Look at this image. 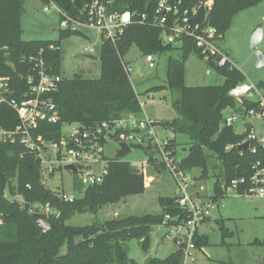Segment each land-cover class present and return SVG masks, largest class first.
Here are the masks:
<instances>
[{
  "label": "trees",
  "instance_id": "1",
  "mask_svg": "<svg viewBox=\"0 0 264 264\" xmlns=\"http://www.w3.org/2000/svg\"><path fill=\"white\" fill-rule=\"evenodd\" d=\"M39 1L51 3L66 15L77 18L92 0ZM158 1L114 0L113 9L133 13L135 21L124 30L115 45L106 41L101 43L98 78H61L57 91L51 95L59 110V121L41 127L40 133L47 139L58 140L63 125L76 123L95 126L119 120L126 115L138 117L141 114L138 96L168 90L175 95L171 106L177 117L154 125L173 135L188 137L187 153L178 161L179 167L182 170L185 167L200 170L199 180L211 179L210 198L213 202H219L224 197L222 186H227L231 180L243 178L245 183L238 190L244 192L251 186L249 179L254 173L253 167L258 164L259 169H264V149L256 147L254 153L248 148L238 149L250 127L246 126L244 132L237 134L232 127L224 124L227 111L243 114L256 108L257 104L245 98L236 101L228 96L231 88L244 83L243 73L228 60L220 66L212 59L205 62L222 78L220 84L196 87L184 84L185 59L190 54L200 57L193 43L185 40L179 47L165 45L161 41L159 29L137 22L136 15H150ZM169 1H182L184 6L191 7L207 0ZM211 1L213 8L209 22L223 35L236 13L257 5L261 0ZM23 6L24 0H0V75L10 78L15 96L27 90V75L37 76L36 64L39 61L45 64L47 73L60 76L58 42L21 40ZM60 32L67 36L79 33ZM133 46L142 56L170 53L165 67V84L139 94L135 92L122 61ZM17 124L15 111L7 105H0V128L12 130ZM120 132L117 131L116 136ZM175 147V141L169 140L167 149L175 151ZM141 148L149 156L148 162L152 163L153 155L144 147ZM104 158L108 162L103 183L86 188L78 185L75 189L82 193V197L65 202L57 192L41 184L39 162L27 154L23 146L18 143H0V264H137L128 258L123 247L125 241L139 240L143 250L147 251L152 227L177 225L186 218L185 212L175 205V197H162L159 198L162 207L159 215L126 217L120 222L114 220L106 223V228L98 224L83 227L67 225L66 221L73 213L95 212L102 205L114 204L126 196L143 192L144 180L136 166L115 158ZM210 169L216 172L210 173ZM5 191L9 197L20 196L23 205L5 197ZM34 204L48 205L58 213V216L48 217L54 225L43 236L30 217L29 208ZM165 215L178 216V219L165 222ZM221 229L224 236L230 235ZM193 242L196 248L204 247L207 237L196 233ZM253 244L264 248V241L255 240ZM64 246L66 251L62 254L61 248ZM181 261L182 247L177 246L166 258H148L146 264H180Z\"/></svg>",
  "mask_w": 264,
  "mask_h": 264
},
{
  "label": "rangeland",
  "instance_id": "2",
  "mask_svg": "<svg viewBox=\"0 0 264 264\" xmlns=\"http://www.w3.org/2000/svg\"><path fill=\"white\" fill-rule=\"evenodd\" d=\"M24 13L20 20L21 40L56 41L60 49L59 74L62 79L81 77L84 79H96L100 75V46L101 39L94 29H86L82 33L62 35L59 26L60 16L53 4H45L39 0H24ZM262 25V40L258 49L264 53V0L257 5L236 13L231 21L229 29L223 34L217 45L219 50L227 57L228 61L239 69L244 75V83L252 84L256 90L251 100L258 95L264 98V66L254 67L255 55L249 48V38L253 29ZM85 48L93 49L92 53L84 51ZM170 53L155 56L156 67L148 70L143 57L136 47H131L123 56V63L128 64L134 71L131 84L136 93H142L151 87L165 84V67ZM137 69L141 70L140 75ZM205 82H201L202 75ZM183 81L186 86L218 85L222 78L210 69L199 56L190 54L184 62ZM175 95L168 90L149 92L138 96L141 106L140 118L159 123L171 121L177 116L171 103ZM228 114L225 113V116ZM251 129L257 136H264V126L261 121L252 119ZM247 121L234 122L232 129L241 134ZM157 139L167 141L173 139L176 143L174 158L180 161L187 153L189 139L185 135H173L168 130L156 125ZM117 141L107 140L103 145V155L108 159L115 157ZM158 157H153L152 163L148 162L149 156L141 147H132L130 152L122 159L133 166L140 168L144 189L141 194L126 196L117 203L100 206L95 212L73 213L66 221L67 225L83 227L98 224L106 228V223L114 221L117 216L132 217L142 215H159L162 207L159 198L174 197L176 184L164 168H158L155 164ZM214 165L213 162H211ZM178 168L179 164H178ZM94 172L97 167H92ZM210 169V173H215ZM201 171L191 170L190 180L195 187L202 185L203 194L209 195L212 187L211 179L199 180ZM41 174V173H40ZM42 184L46 189L57 193L73 196L75 200L82 197V193L75 188L79 184V178L59 168L57 172L41 174ZM7 198L15 201L13 197ZM22 206L23 201L18 199ZM43 206V205H42ZM31 213H39L48 219V213L37 204L29 208ZM223 230L230 233L223 235ZM198 234L207 237V245L201 248L194 247V264H263L264 248L255 246V240L264 241V198L254 195L249 197H237L233 194L224 196L214 207L210 219L200 225ZM147 251L142 248V243L136 239H130L123 243V247L129 259L137 264H146L148 258L164 259L177 248L174 231L167 226H154L149 236ZM65 246L61 253H65Z\"/></svg>",
  "mask_w": 264,
  "mask_h": 264
},
{
  "label": "built area",
  "instance_id": "3",
  "mask_svg": "<svg viewBox=\"0 0 264 264\" xmlns=\"http://www.w3.org/2000/svg\"><path fill=\"white\" fill-rule=\"evenodd\" d=\"M113 3L114 0H92L77 18L70 17L54 7L59 13V26L62 30L82 33L86 29H94L101 42L106 41L115 45L124 30L135 20L134 14L129 11L114 10ZM212 8L211 0L199 1L191 7L184 6L182 1L159 0L150 15L141 14L136 17L140 25L159 29L163 44L179 47L185 40H189L205 62L212 59L220 66L228 59L217 45L223 35L218 33L209 22ZM84 51L92 53L93 49L85 48ZM155 56L157 55L142 56L148 70L156 67ZM123 64L131 82L134 71L128 64ZM36 69L37 76L27 75L25 77L27 90L17 96L14 95L10 78L0 75V105L9 106L18 117V124L14 129L0 128V143H18L23 146L27 154L38 160L39 170L43 176L45 172L52 174L59 168L74 166V175L79 178V184L83 188L103 183L107 175L108 162L103 155V145L107 140H116L117 150L120 143L126 144L130 150L132 147L150 146L153 151H156L153 157H158L155 161L158 168H164L172 175L176 184L175 205L186 214V218L181 220L180 224L169 226L175 233L177 245L182 247L180 264H194L195 258L192 252L194 237L200 225L209 219L212 209L218 202H213L210 196H203V186L195 187L194 182L190 180L191 175L186 177L183 170L178 168L174 151L167 149V141L157 139L156 126L147 118L126 115L119 120L103 122L95 126H83L76 123L63 125L58 140L47 139L40 133V129L59 121V110L52 101L51 95L57 91L61 77L47 73L42 61L36 64ZM137 70H139L137 74L140 75L141 70ZM208 74L207 71L204 76ZM255 90L254 85L242 83L231 88L228 96L236 101L242 98L251 100ZM252 101L257 104L256 108H251L243 114L231 111L224 116V124L232 127L234 122L246 120L244 131L246 126L250 127V131L241 144L247 143V148L254 153L256 147L264 149V136H257L251 129L252 124L248 121L257 119L264 126V98L258 95ZM117 131L121 132L116 136ZM257 166L258 164L253 167L254 173L249 179L251 186L248 190L239 192L238 187L243 185L245 180L234 179L227 186H222L224 196L227 194L237 197L254 195L264 198V169H259ZM92 167H97L98 171L94 172L91 170ZM137 168L140 170L139 167ZM41 184L45 183L41 181ZM7 195L5 191L4 196L7 197ZM58 196L65 202L75 200L73 196L63 193H58ZM13 199L17 202L18 199L22 200L18 195L13 196ZM37 205L45 209L48 217L58 216V213L48 205ZM177 219L178 216H164L165 222Z\"/></svg>",
  "mask_w": 264,
  "mask_h": 264
},
{
  "label": "water",
  "instance_id": "4",
  "mask_svg": "<svg viewBox=\"0 0 264 264\" xmlns=\"http://www.w3.org/2000/svg\"><path fill=\"white\" fill-rule=\"evenodd\" d=\"M261 40H262V25H257L251 32L249 38V48L255 55L254 67L256 69L264 66V53L258 49V45L261 42ZM137 73H139V70H137ZM201 82L202 83L205 82L204 75H202ZM246 148H247V143H243L238 147L239 150H244ZM145 150L153 156L156 155V151H153L150 146H147ZM129 152H130L129 147L124 143H120L119 149L116 151L114 158L117 160H122ZM63 170L71 171L73 174L75 173V167L71 165L65 166ZM183 172L186 175V177H190V169L188 167H185L183 169ZM30 217L34 221V223L38 226L42 236L45 235L47 232H49L54 225V222L50 221L49 219H47L46 217H44L39 213H30ZM125 219L126 217L117 216L115 221L120 222Z\"/></svg>",
  "mask_w": 264,
  "mask_h": 264
},
{
  "label": "crops",
  "instance_id": "5",
  "mask_svg": "<svg viewBox=\"0 0 264 264\" xmlns=\"http://www.w3.org/2000/svg\"><path fill=\"white\" fill-rule=\"evenodd\" d=\"M230 112H231V111H227L226 113H227V114H230ZM190 175H191V170H190ZM211 194H212V187H211V192L209 193V195H205V194H203V196L208 197V196H210ZM217 204H218V203H217ZM216 206H217V205H216ZM209 219H210V217H209ZM209 219H208V220H209ZM208 220H206L205 222H207ZM205 222H204V223H205ZM197 233H198V230H197Z\"/></svg>",
  "mask_w": 264,
  "mask_h": 264
}]
</instances>
